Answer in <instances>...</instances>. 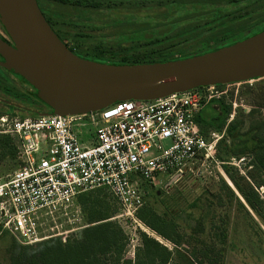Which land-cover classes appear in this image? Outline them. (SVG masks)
<instances>
[{
  "label": "built area",
  "instance_id": "obj_1",
  "mask_svg": "<svg viewBox=\"0 0 264 264\" xmlns=\"http://www.w3.org/2000/svg\"><path fill=\"white\" fill-rule=\"evenodd\" d=\"M221 92L210 85L84 114L0 117L17 162L0 175V233L23 245L64 240L85 226L77 195L95 188L137 221L143 183L180 178L213 158L195 118Z\"/></svg>",
  "mask_w": 264,
  "mask_h": 264
},
{
  "label": "rangeland",
  "instance_id": "obj_2",
  "mask_svg": "<svg viewBox=\"0 0 264 264\" xmlns=\"http://www.w3.org/2000/svg\"><path fill=\"white\" fill-rule=\"evenodd\" d=\"M37 1L41 11L68 48L82 57L98 56L113 60L125 59L132 52H142L147 47L145 40L132 41L131 37L136 31L170 23L171 19L179 21L182 18L183 21L168 35L173 39L164 45L150 48L155 57L193 52L196 44L202 41H205L203 47L213 48L233 40V35L238 31H252L264 22V0H97L100 3L97 8L78 5L75 0ZM162 3L173 7L171 17L167 20L152 24L149 20L134 21L130 17L131 10L135 8L146 5L153 7ZM216 6L222 8L220 16L223 20L237 15L245 20L235 24L228 34L221 33L207 39L206 25L212 22V11ZM193 7H198L197 12L187 17L186 11ZM188 11L193 13L192 10ZM0 33L8 38L1 22ZM178 44L182 45L177 47ZM169 45L172 47L163 49ZM101 50L102 53L97 52ZM0 80V97L19 104V107L29 105L24 97H12L23 89L30 91L29 86L17 80L12 83L3 82L1 78ZM217 90L222 91L219 99L231 104V112L220 131L211 128L204 138L213 145V158L200 165L194 173L188 171L180 178L166 179L159 185L151 186L144 201L152 205L157 213L172 218L181 233L188 235L194 231L197 235L198 230L195 228L199 223V227L203 228L200 238L219 244V233L223 229L224 264H264V225L248 207L240 190L228 178L223 168L225 164L235 171L234 179L239 188L246 191L251 186L259 198L264 200V175L248 165L250 155L243 153L236 156L229 151L234 148L235 151L243 149L249 152L251 149L248 136L244 135L250 119L247 114L253 109L256 118H264V77L224 84L217 87ZM14 106L0 104V117L26 115ZM211 107L218 110L215 103ZM208 109L209 106H206L205 110ZM235 117L243 120L240 128L242 138L234 142L236 146H232V138L227 134V129L229 122ZM13 144L15 145L14 142ZM226 150L230 153L225 152ZM224 152V160H220L217 154ZM16 168V159L11 155H2L0 151V175L9 174ZM248 173L253 175L254 180L250 179ZM119 214L118 211L113 220L121 225L129 237L126 257L133 258L135 247L139 243V231L153 237L166 248L177 251L174 245L148 229L139 219L135 221ZM79 232L80 228L71 235L78 236ZM12 239L16 238L5 232L0 233V264H9L8 250ZM182 247L187 248V245ZM175 257L179 259V256Z\"/></svg>",
  "mask_w": 264,
  "mask_h": 264
},
{
  "label": "trees",
  "instance_id": "obj_3",
  "mask_svg": "<svg viewBox=\"0 0 264 264\" xmlns=\"http://www.w3.org/2000/svg\"><path fill=\"white\" fill-rule=\"evenodd\" d=\"M61 1L67 2L68 0ZM75 3L85 7L95 8L100 5L97 0H75ZM216 7L217 8L212 11V22H209L206 25L207 39L213 38L221 33L228 34L235 24L245 20L244 17L239 15L223 20L220 16L222 8H220V6ZM197 8L198 7H193L188 9L192 10L193 13H190V11L187 10L188 12L186 11L185 13L186 16L191 17L197 12ZM172 10L173 7L167 3H162L153 7L146 5L131 10L132 14L130 13V17L132 16L131 19L134 21L135 19H138V21L149 20L152 21L150 23L157 24L163 20L169 19ZM181 21H183L182 18H180L179 21L171 19L170 23L155 25L148 28L146 27L136 31L131 37L132 41L145 40L147 41V44H145L147 47H144L142 52H132L125 59L113 60V58H101L98 56L82 57L72 49H69L82 58L110 64L165 62L216 50L222 46L240 41L247 36L264 29V22H262V24L256 29H253L252 31L250 30L249 32L247 30H240L233 35V40L222 43L213 48L203 47L205 41H202L196 44V48L193 52L182 53L178 56L170 55L166 57H155L152 52L153 50L150 48L164 45L167 41L173 39V37L171 38L168 35L175 30L177 24ZM48 23L56 35L61 39L60 35L56 32L49 21ZM182 44H178L177 47ZM171 47L169 45L163 49H169ZM97 52L102 53V50ZM215 86L221 87L223 85ZM30 94L38 99L36 92L29 93L27 91L14 93L12 97L18 95L17 97L21 96L25 98L30 97ZM212 103L217 104L218 110L211 107ZM206 106H209L208 110H205ZM206 106L201 109L195 118L198 131L204 138L211 128L220 131L231 112V104H226L219 98L211 99ZM49 111L51 113L52 110L49 109ZM254 113L255 111L250 109L247 114L250 119L246 127L247 132L244 134L245 136H248L247 140L251 144L250 151L245 152L243 149L235 151L234 148H229L230 150H228L232 151L236 156L243 153L249 154L251 159L248 165L251 166V168L256 169L259 174L262 173L264 175V118H256ZM34 116H36V114L29 117ZM18 117L24 118L28 116L18 115ZM228 125L227 134H230V137L232 138L231 145L236 146L234 142L242 138L240 128L243 126V120L241 121L235 117ZM224 146L226 145L224 144ZM228 150L225 152L230 153ZM0 151L2 155L16 157V147L13 144L12 137L6 134H0ZM225 152L217 154L220 160H224L222 158L226 155ZM223 168L228 178L240 190L248 207L256 214L264 225V200L259 198L257 192L254 191L251 186H249L246 191L239 188L234 179L235 171L225 164L223 165ZM248 174L250 179L254 180L253 175L250 173ZM223 184L226 185L225 182ZM257 186H260V184H257ZM142 188L145 195L143 194L142 205L137 210V218L148 229L174 245V247H176L175 250L177 251L166 248L153 237L139 231V243L135 247L134 256L133 258L126 257L125 252L129 237L124 232L121 225L113 220V217L119 211V207L105 188H95L77 195L76 201L80 205L85 224V226L80 229L78 236L71 235L64 240L60 237H54L34 245H23L16 241V239H12L8 250L9 264H224L222 240L225 235L223 229H221L219 233V239H221L219 244L212 240L206 241L200 238L203 228L199 227V223L195 228V230H198L197 235L194 231L188 235L181 233L172 218L157 213L152 205L144 201L146 192L148 189H151V186L143 183ZM183 245H187V248L182 247ZM176 252V255L179 256L178 260L175 257Z\"/></svg>",
  "mask_w": 264,
  "mask_h": 264
},
{
  "label": "water",
  "instance_id": "obj_4",
  "mask_svg": "<svg viewBox=\"0 0 264 264\" xmlns=\"http://www.w3.org/2000/svg\"><path fill=\"white\" fill-rule=\"evenodd\" d=\"M0 22L11 42L0 37V66L34 88L55 115L84 114L116 101L153 100L264 77V29L187 58L110 64L73 53L52 30L37 0H0Z\"/></svg>",
  "mask_w": 264,
  "mask_h": 264
},
{
  "label": "flooded vegetation",
  "instance_id": "obj_5",
  "mask_svg": "<svg viewBox=\"0 0 264 264\" xmlns=\"http://www.w3.org/2000/svg\"><path fill=\"white\" fill-rule=\"evenodd\" d=\"M4 33L7 35L5 30H4ZM0 37H2L5 41H7L8 43L11 44L9 37L6 38L1 33H0ZM0 61H2L1 56H0ZM0 78L2 79L3 82L6 81L7 83H12V82H14V80H17L18 82L23 83V84L29 86V88H31V90L28 91L29 93L36 92V90H34V88H32L28 83H26L24 80H22V78L20 76L16 75L13 72L8 71L7 69H5L2 66H0ZM0 82H1V80H0ZM3 88L6 89L4 86H3ZM23 91H25V89H23ZM25 98H26L27 103L29 105L28 106L22 105L21 107H16V109L24 111L26 113V116H33L34 114L37 115V114H39L41 112H45V111L50 112L48 107L42 101L34 98V96H32L31 94H30V97H25ZM5 100L9 101V100L5 99L4 97H0V104L9 105L11 107L13 106L12 104L6 103ZM9 102L14 103L12 101H9Z\"/></svg>",
  "mask_w": 264,
  "mask_h": 264
}]
</instances>
